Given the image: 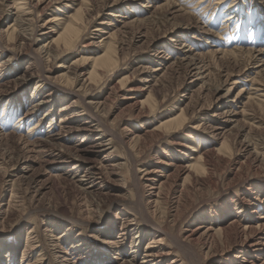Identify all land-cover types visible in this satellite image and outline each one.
Wrapping results in <instances>:
<instances>
[{"label": "rangeland", "instance_id": "rangeland-1", "mask_svg": "<svg viewBox=\"0 0 264 264\" xmlns=\"http://www.w3.org/2000/svg\"><path fill=\"white\" fill-rule=\"evenodd\" d=\"M3 1L0 36L7 22L17 20L16 7L5 4L12 0ZM25 5L30 13L19 8L18 13L20 18L32 17L23 31L34 29L33 39L18 41L13 49L0 45V61L8 58L0 64V82L8 81L0 89V264H139L145 261V245L154 236L153 222L184 237L197 223L215 229L235 214L240 215L241 225L264 220L257 217L264 211V64L247 53L264 49V0H28ZM75 9L79 17L75 46L56 57L44 53L45 67L39 69L29 53L60 31ZM53 14L59 18L52 21L51 29L40 32L41 24ZM105 19L110 23L102 22ZM124 20L130 23L122 25ZM115 26L118 33L108 35ZM108 47L115 60L93 85L82 83V77L72 83L54 77L70 72L74 56L96 55ZM158 48L160 57L154 54ZM182 49L199 58L194 65L201 73L192 79L186 77V64L178 60ZM173 60L160 79L155 76L137 86L138 64L151 73L160 62L168 66ZM83 66L87 71L91 62ZM29 71L35 72L30 79L17 77ZM125 73L131 74L133 89L120 81ZM37 82L42 84L35 86ZM49 85L55 86L54 92L44 97ZM94 100L101 105L92 110L85 101ZM235 100L236 105H231ZM186 102L182 123L157 126ZM63 104L71 109L65 113L69 119L60 122ZM200 106V113H192ZM46 109L51 112L49 121ZM227 109H233L235 116L227 122L226 132L217 134L211 124L222 119ZM74 122L97 128L71 133L69 141L61 140L66 147L84 143L87 135L93 140L98 132L107 143L92 146L88 155L101 159V147L111 150L101 159L105 166L100 168L96 160L97 169L87 176L80 175L83 165L76 170L63 158L48 155L49 141L43 147L33 141L47 140L53 131L67 136L66 129ZM66 147L62 152L72 156ZM199 154L204 155V167L198 173H173L160 182L162 174L173 171L166 162L184 165ZM82 158L78 159L85 163ZM114 162L122 164L111 171L106 166ZM151 184L154 187L149 188ZM234 232L229 230L230 238L209 245V239L195 241L194 251L202 264H246L248 259L264 264V249L233 256L242 240L233 238ZM109 237L120 242H105ZM152 244L149 248L156 251L165 247L172 251L156 264L182 259L168 238Z\"/></svg>", "mask_w": 264, "mask_h": 264}, {"label": "bare ground", "instance_id": "bare-ground-1", "mask_svg": "<svg viewBox=\"0 0 264 264\" xmlns=\"http://www.w3.org/2000/svg\"><path fill=\"white\" fill-rule=\"evenodd\" d=\"M3 3H4V1H3ZM8 3H9V5L7 4V2L5 4L7 6H15L16 7V10L14 12V15H15L14 18L17 20L13 23L11 21L7 22V27L4 29L3 32H1L2 35L0 36V45L4 44L7 49H13V48H15L16 42H18V41H20L22 43H24L25 41L28 42L29 39H31L34 36V29L32 30V32L27 31V33L25 31H23L25 29V27H27L29 21L32 20V17L20 18L21 15L18 13V8H19V10L21 9L22 10L21 12H23V13H30L29 11H31V10H28L27 9L28 7L26 5L24 6V4H28V0H20V1L12 0V1H9ZM146 5L150 6V3L148 2V3H146ZM40 8H41V6H40ZM35 9H37V8H35ZM77 10L75 9L76 12L73 15V17L72 18L70 17V20L67 23L63 24V27L60 31L51 35L50 38L48 39V41L46 43L42 44L41 46H39V48L37 50H34L31 53H29V56H31L33 58L32 59L33 63L35 64V66L37 65V67L39 69H44V67H45L43 65V62L45 60V58H43L44 53H46L47 56L53 55L56 57V56L61 55L63 53V51L68 50V48L75 46V44H76L75 41L79 35L78 34L79 24L76 21L77 17H78L77 16ZM110 14L112 16H120L121 15L118 12H110ZM227 16H229V15H227ZM57 18H59V17L54 15V14L47 17V19L43 22V24H41L43 29L40 32L43 33L45 31H47L48 29H51L52 23H53L52 21H56ZM136 19L137 18H135V20ZM109 20L110 19H105V20H102V22L110 23ZM128 23H130V21L124 20L122 25H126ZM93 29L99 30L101 28H100V26H95ZM119 30H120V28L115 26L114 29L112 31H110V33L108 35H112L114 37L116 35V33H118ZM182 46H184V43ZM109 48L110 47L106 48L105 50H103L102 52H100L96 55L86 53V54H82L79 56H74L71 59L72 66L69 68L70 72H68V73L60 72V73H57L56 75H54V77L55 78L64 77L68 83H72V81L74 79L81 78V77H82V83H86V81H87L86 84H90L91 82H96L98 75L100 73H102V70L104 68H106L107 66L112 65V63L115 60V58H113V55L115 53L112 54V52H110ZM234 48H236V47H234ZM235 50L236 49L228 50V51H231L230 53H233V51H235ZM180 51H181V53H180V56H178V60L181 63L186 64L187 68L185 70V73H187V76L186 75L185 76L187 78L192 79V77H195L196 74L201 73L200 71H198V69H196L197 66H195L196 63L198 62L199 58L197 57L198 60H195V57L189 55L188 50H186V49H182ZM226 51L227 50L223 51V55H224V53L226 54ZM213 53H214V51H213ZM247 53L249 54L250 58H255V59L257 58V60L259 59L260 65L264 64V49L263 48L258 49L257 51L247 50ZM154 54L156 55V57H158L159 55L162 56L163 55L162 49L158 48L157 51L154 52ZM199 54H201V53H199ZM194 55L196 56V54H194ZM198 56H200V55H198ZM7 59L8 58L1 60L0 64H1V62H5ZM86 62H91V67L87 71L84 69V66H83ZM173 62H174V60L171 61L168 66H164V65L161 66L160 64H162V63L160 62V64H157L155 67H153V69H152L153 72H151V73L147 72L146 65H144L142 63L138 64V68H136L135 71H137L139 73L137 80L140 82V84L137 86H140L143 82H149V80H151L155 76L159 77V79H160V77H162L165 74V72H167V69H169L170 65ZM174 64H176V63H174ZM197 65H199V64H197ZM172 66H173V64H172ZM228 69H229V67L227 68V70ZM34 73L32 71H29V72L22 73L17 77H19V78L25 77L26 79H30L34 75ZM230 75H231V73L228 74L229 77H230ZM46 77H48V76H46ZM197 77H198V75H197ZM119 79H120L122 84L124 83V84L129 86L128 87L129 89H133L132 82H131V80H133V79L131 77V74L125 73V74L121 75L119 77ZM256 79L257 78H255V80ZM188 81H189V79H188ZM7 82L8 81L0 82V89L5 87ZM39 83L42 84V82H37L35 84V86L38 85ZM86 84H84V85H86ZM90 85H93V84H90ZM154 85H155V82L150 83L149 87L152 88ZM118 87H120V85ZM54 88H55V86L49 85L48 89L44 92L43 96L44 97H47V96L50 97L54 92ZM60 88L62 90H64L65 92L68 91V89H66L65 87L61 86ZM115 88H117V86ZM241 89H242V87H240L237 90H241ZM189 97H191V96H189ZM48 100H49V98H45V101H48ZM103 101H101V102H103ZM139 101L141 102V104H143V102H144L143 100H139ZM93 102L94 103H92V101H90V102L85 101V103L87 104V106L90 109H92V106L95 107V109H98V106L101 105L100 101L94 100ZM187 102L184 104V106L179 108L178 113H176L175 115H171L170 117L160 121L157 124V126L163 127V125H165V126L169 125L170 126L173 123H175V124L176 123H182L183 119H185L183 116H186V114H187V105H188ZM236 102H238V101L235 100L233 103H231V105H236ZM245 102L243 101V103H241L240 105H242V107H244ZM34 105H37V103ZM70 106L71 105H69V104H63L60 106L59 110L62 112L61 116L59 117L60 122L66 120V119H69V116H66L65 113H66V111L71 109ZM229 109H227L225 111L223 110L225 113L223 115L222 114L220 115V116H223L222 119L217 118V120L213 121V123L211 124V128H212L213 132H216L217 134L221 133V132H226L227 122H230L231 118L233 116H235V114L231 113L233 111V109H231L230 111H229ZM201 111L202 110H201V106H200L198 108H195L194 112H192V113H195V112L200 113ZM95 113L97 114V111H95ZM233 113H236V112L234 111ZM45 115H46L45 117L49 121L51 118V112L46 109ZM19 118L21 119V117H19ZM73 124L74 125L70 124L71 126H68V128L66 129L68 132L67 136H62V134L60 132L53 131L46 137L47 140H44V139L42 140L39 138H37V139L35 138L36 140L32 139L36 145L34 143L33 144L37 147L38 146L43 147L46 144L45 141H49L52 145L50 148L49 147L47 148V150L50 152L48 155L53 156V157L63 158L66 166H70V168L76 169V168H79L81 165H83V167L85 168L84 173H81L80 175L87 176V172L89 170L97 169L96 168L97 167L96 166V160H98V162L102 166L100 168H103V166H105L102 164L101 159L111 155L110 154L111 150H107V146L101 147L102 152H103V153L100 152V154H99L101 159H99L95 156H92V155H88V151L93 150L92 146H99V145L107 143V142L103 141L104 139H101L102 136L98 132H95V133H93V135L95 137L93 140H95V141H93L92 139L89 140L91 138V136L87 135L84 138V141H85L84 143L77 144V145L73 144L72 146L71 145L67 146L71 150L70 152L72 153V156L64 154V152H62V149H63V147H66V145L61 143V140L62 141H69L71 138V133H74V132L86 133L87 131H91L92 129L97 128L96 124L91 125V126L88 125L87 123H82V122H74ZM216 130H218V131H216ZM8 134L9 133L4 134V135H8ZM111 134H112V136H116V134H114L113 132H111ZM135 136L137 138L140 137L139 134H135ZM109 139H110V137H109ZM119 139L121 140L122 138L119 137ZM57 140H58V142H57ZM26 143H27V141H26ZM56 145H59V146L57 147ZM32 149H30V150L32 151ZM28 151H29V149H28ZM37 151H39V150H37ZM205 153H207V152H205ZM84 154L88 155V156L84 157ZM128 155L130 158V152L128 153ZM78 158L84 159L85 163H82L81 160ZM166 163L173 166L172 167L173 171L168 172L166 174H162V175H165V177L160 182L165 181V179L168 178V176L173 174V173L174 174L184 173L186 176L187 175L189 176L192 173L194 174V172L198 173V171L202 170L204 167V155L199 154L195 158L194 162H189V163H186L184 165L177 163V162H174V161H168ZM121 164H122V162H114V163H111L109 166H106V167H108L109 170L114 171V168L119 167ZM133 176H136V173L133 172ZM85 181H87V179ZM88 181L91 184L94 183V180L89 179ZM79 182H81V181L79 180ZM148 187L149 188L154 187V185L151 184ZM255 198H258V197L255 196ZM146 217H148V216H146ZM257 217L264 218V211L262 213L258 214ZM239 218H240V215L235 214L227 220V223H225L224 225H218L215 229H211V228H213V226L211 224L205 225L203 223H197L192 229L189 230V232L187 234H185L184 237H182L181 235H177V234L169 232L168 230H166V228H164L158 222H156V223L153 222V225L156 227V228H153V231H152V234H154V236L150 237L149 238L150 240L145 245V249L143 252V256L146 257L145 261L142 260V262H140L139 264H156V262H155L156 260L166 259L167 255L172 253V251L166 247H165L166 249L162 248L160 251H156L153 248H149V247L153 246L152 243H154V242L156 243L155 245H159V244L163 243L165 237L168 238L169 241L171 243H173L176 246V248L179 249L180 253L182 254L181 260L178 261V260L172 258L169 260V262H166L165 264H169L170 262H176L175 264H202L201 260L199 259V257L197 256V254L194 251V247H193L194 242L198 241L200 238H202V240H203L202 243H206L207 240L209 239V241H208L209 242L208 245H209L211 243H215L217 240L220 241L222 239L224 240L226 238H230L231 234L229 233V230H231V229L235 230L233 238L239 239L241 237V239H242V240H240L239 246H238L237 250H235V253L233 254V256L245 257L247 255L246 253H251V254L252 253L256 254V252L259 253L262 249H264V220L258 219L254 223L246 221V222H244L243 225H241V224H239L240 223ZM51 238L55 239L56 236L52 235ZM105 242L112 243V244L116 245L120 241H118L117 237H114V238L109 237L105 240ZM63 252H65V250H63ZM251 254H249V255L251 256ZM60 256H61V260L65 259L63 255H60ZM242 260L244 261V258H242ZM247 261H249V262L246 264H257V263L252 262V260H249V259ZM262 262L264 263V260ZM241 264H244V263H241Z\"/></svg>", "mask_w": 264, "mask_h": 264}]
</instances>
